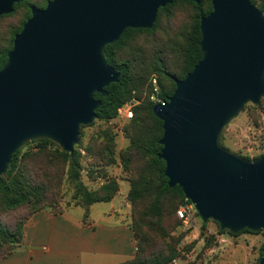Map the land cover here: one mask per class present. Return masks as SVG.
<instances>
[{
  "label": "water",
  "instance_id": "water-1",
  "mask_svg": "<svg viewBox=\"0 0 264 264\" xmlns=\"http://www.w3.org/2000/svg\"><path fill=\"white\" fill-rule=\"evenodd\" d=\"M22 0H0V16ZM200 4L201 0H186ZM174 0H54L32 16L13 41L0 71V182L13 155L48 139L73 154L81 127L97 119L106 88L120 74L105 57L128 29H152ZM201 19L202 60L165 104L168 186H179L203 222L233 234L264 232V157L244 159L221 144L223 130L247 104L264 98V14L252 0H212ZM259 264H264V249Z\"/></svg>",
  "mask_w": 264,
  "mask_h": 264
},
{
  "label": "rangeland",
  "instance_id": "rangeland-1",
  "mask_svg": "<svg viewBox=\"0 0 264 264\" xmlns=\"http://www.w3.org/2000/svg\"><path fill=\"white\" fill-rule=\"evenodd\" d=\"M45 3L46 0H27L14 14L0 17V49L10 46L13 32L28 15L29 6L42 8ZM194 15L191 5L178 2L169 14H161L154 32L135 35L120 58L129 61L136 69L159 61L170 73L179 74ZM158 78L159 75L153 73L144 89L133 92L128 101L135 99L139 102L134 107V115L138 106L147 99L152 101L155 89L159 91L158 96L161 94ZM160 78L169 90L171 84L164 77ZM154 79L157 84H154ZM132 119L118 115L109 121L96 119L82 129L80 144L75 148V152H79V181L88 191H99L110 180L117 182L118 192L112 199L113 204L112 201L91 206L83 203L77 194L76 184L70 178V162L61 156L62 149L58 144L40 151L41 144L35 140L21 148L24 169L45 196L48 207L45 211L74 213L85 221L91 213L103 214L113 205L115 213L135 226L142 238L141 245L144 248L147 246V255L166 247L176 250L175 263L169 264H259L264 249L263 231L232 236L222 232L215 221L203 222L192 204L194 218L185 223L177 218L176 207L180 199L175 193L162 198L160 217L151 211L152 194L136 202L131 201L129 194L133 181L147 176L151 183L157 185L149 168V159L131 148L132 136L139 130L132 126ZM150 126L151 121L145 116L141 128L148 130ZM221 144L243 158L253 160L264 157V98L258 105L247 104L238 117L225 127ZM29 213V207L9 210L0 203V223L8 230H15ZM14 245L0 244V259L14 249Z\"/></svg>",
  "mask_w": 264,
  "mask_h": 264
},
{
  "label": "trees",
  "instance_id": "trees-1",
  "mask_svg": "<svg viewBox=\"0 0 264 264\" xmlns=\"http://www.w3.org/2000/svg\"><path fill=\"white\" fill-rule=\"evenodd\" d=\"M26 1L27 0H22L21 3L16 4L14 6V11L12 14H14L19 8L25 5ZM50 1L54 0H46L45 6L42 8H45L47 6V3ZM211 1L212 0H201V3L198 5L194 2H189L186 0H174L171 5L159 9L156 21L152 29H128L123 33V35L115 44L108 45L106 47V61L111 67L114 68L116 72L120 74V77L117 83H112L106 88V91L108 93L107 97H103L101 94H95V98L102 101V106L96 111L97 119L102 121H109L116 118L119 109L129 99L132 98L133 92L136 89L140 90L146 87L148 80L153 73H157L159 75L158 80L161 86V94L159 96L161 100L166 101L174 94L176 90L175 80L185 79L186 76L190 72H192L195 66L202 60L203 54L200 47V23L203 17L208 16L212 12L213 7ZM178 2L191 5L195 11L194 22L187 38L180 73H170L159 61H156L155 63L150 64L147 67L136 69L131 65L129 61L122 60L120 58V54L125 50L132 38L137 34L154 32L158 27L161 14H169L171 8ZM252 3L264 14V0H252ZM31 6L36 5H30L27 9L28 15L19 26V28H17L13 32L14 36L11 39L10 46L6 49H0V71L7 61V55L13 47L15 36L22 31L24 24L32 16ZM9 15H3L0 17H6ZM160 76L164 77L171 84L169 90L166 89V86ZM153 106L154 103L147 99L143 104L135 109V115L131 120V124L134 128H139V130L132 136L131 148H134L137 152L141 153L149 159V168L154 174L157 185L151 183L150 179L147 178V176H142V178L133 181L132 190L129 194V197L132 202H136L142 199L144 196L152 194L154 196V200L152 203L151 211L155 216L160 217L162 215V198L169 193H175V195L180 199V203H178L176 207V214L177 210L181 206L186 204L191 205L192 203L186 199L182 189L179 186H176L174 188H170L168 186V179L164 174L166 164L163 160L158 158V154L162 150V146L159 142L163 136V122L156 118L153 114ZM145 116L151 121V126L148 130H143L141 128V121ZM83 128H85V126L81 127V131ZM37 142L41 144L40 151H44L49 147V145H56L55 142L48 139H40L37 140ZM20 155L21 149L13 155L12 162L9 165L8 171L1 178L0 203L9 210H14L24 206L29 207L30 213L23 219L21 223H18V226L15 230H8L4 225L0 223V244H15L14 249L3 255V257L0 259V264L4 262L11 254H13L16 248L23 243L24 226L30 220V218L35 213L44 211L46 208H48L45 204L44 194L27 175L24 169L25 159L23 157L21 158ZM61 156L65 159V161L70 162V178L76 184L77 194L86 206H91L96 203L103 202L108 203L112 201V199L118 192V184L116 181H107V183L104 184L99 191H88L86 187L79 181V152L74 151L73 154H69L62 150ZM244 159L250 160L248 158ZM177 218L179 219L178 215ZM130 228L134 232L138 252H136L135 257L132 260L122 264H169L175 258L176 250L167 247L159 250L156 253L147 255V246L144 248V246L141 245L142 238L136 232L135 226L130 225ZM222 232L228 233L232 236H237L240 233L251 231L245 229L236 234L223 230Z\"/></svg>",
  "mask_w": 264,
  "mask_h": 264
},
{
  "label": "crops",
  "instance_id": "crops-1",
  "mask_svg": "<svg viewBox=\"0 0 264 264\" xmlns=\"http://www.w3.org/2000/svg\"><path fill=\"white\" fill-rule=\"evenodd\" d=\"M136 249L128 220L113 205L85 221L74 213L44 210L25 224L23 243L1 264H122Z\"/></svg>",
  "mask_w": 264,
  "mask_h": 264
},
{
  "label": "built area",
  "instance_id": "built-area-1",
  "mask_svg": "<svg viewBox=\"0 0 264 264\" xmlns=\"http://www.w3.org/2000/svg\"><path fill=\"white\" fill-rule=\"evenodd\" d=\"M154 84H157L156 79L153 80ZM157 89H155L154 94L152 95V101L154 103V105L157 104H165V101L161 100V98L158 96V92ZM138 100H130L127 101L118 111V116L121 118H125V119H132L133 115H134V107L138 104ZM192 206L191 205H185V206H181L178 210H177V215L179 217V219L181 221H184L185 223H189L191 222V220H193L194 218V213L192 211ZM172 263H175V260L172 261Z\"/></svg>",
  "mask_w": 264,
  "mask_h": 264
},
{
  "label": "flooded vegetation",
  "instance_id": "flooded-vegetation-1",
  "mask_svg": "<svg viewBox=\"0 0 264 264\" xmlns=\"http://www.w3.org/2000/svg\"><path fill=\"white\" fill-rule=\"evenodd\" d=\"M41 9H43V8H41Z\"/></svg>",
  "mask_w": 264,
  "mask_h": 264
}]
</instances>
